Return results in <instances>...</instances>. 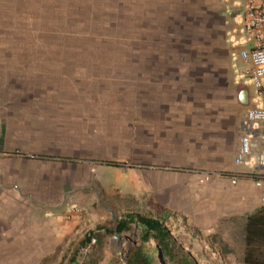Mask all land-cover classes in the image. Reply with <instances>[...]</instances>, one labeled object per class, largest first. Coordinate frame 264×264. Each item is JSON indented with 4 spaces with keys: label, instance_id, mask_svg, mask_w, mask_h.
<instances>
[{
    "label": "rangeland",
    "instance_id": "obj_1",
    "mask_svg": "<svg viewBox=\"0 0 264 264\" xmlns=\"http://www.w3.org/2000/svg\"><path fill=\"white\" fill-rule=\"evenodd\" d=\"M226 8L0 0V264H127L140 229L117 224L149 201L131 195V169L183 171L169 160L194 141H235L248 84L239 15L230 44ZM148 204L153 217L159 203ZM35 209L79 228L63 240L40 233Z\"/></svg>",
    "mask_w": 264,
    "mask_h": 264
},
{
    "label": "crops",
    "instance_id": "obj_2",
    "mask_svg": "<svg viewBox=\"0 0 264 264\" xmlns=\"http://www.w3.org/2000/svg\"><path fill=\"white\" fill-rule=\"evenodd\" d=\"M225 2L231 44L237 17L231 25L230 14L238 16L243 0ZM234 129L233 143L210 139L205 149L198 139L182 159L169 160L171 165L181 163L190 169L152 172L134 168L130 172L131 195L153 201V205L159 203L153 217L166 222L178 243L199 264H264V167L235 164L237 123ZM206 175L209 180L202 182ZM231 177L237 179L236 184ZM148 203L140 206L146 213H138L150 215L154 206ZM31 219L40 233L60 240L74 235L81 222L77 217L66 218L42 209H35Z\"/></svg>",
    "mask_w": 264,
    "mask_h": 264
},
{
    "label": "built area",
    "instance_id": "obj_3",
    "mask_svg": "<svg viewBox=\"0 0 264 264\" xmlns=\"http://www.w3.org/2000/svg\"><path fill=\"white\" fill-rule=\"evenodd\" d=\"M244 39L237 58L249 90V104L238 118L235 164L264 167V0H243L239 9ZM232 183L237 179L231 177ZM209 180L206 175L201 181ZM96 240L93 239L92 243Z\"/></svg>",
    "mask_w": 264,
    "mask_h": 264
},
{
    "label": "trees",
    "instance_id": "obj_4",
    "mask_svg": "<svg viewBox=\"0 0 264 264\" xmlns=\"http://www.w3.org/2000/svg\"><path fill=\"white\" fill-rule=\"evenodd\" d=\"M108 165L120 164L108 162ZM133 226L140 229L141 244L129 250L127 264H199L178 243L163 219L129 212L119 220L116 232L132 231ZM150 242L154 243V248L147 246Z\"/></svg>",
    "mask_w": 264,
    "mask_h": 264
},
{
    "label": "water",
    "instance_id": "obj_5",
    "mask_svg": "<svg viewBox=\"0 0 264 264\" xmlns=\"http://www.w3.org/2000/svg\"><path fill=\"white\" fill-rule=\"evenodd\" d=\"M240 102L243 105H248L249 104V90L248 89H243L240 93Z\"/></svg>",
    "mask_w": 264,
    "mask_h": 264
}]
</instances>
